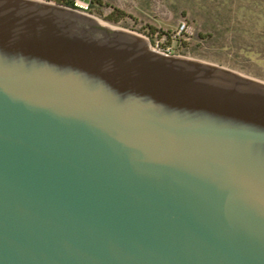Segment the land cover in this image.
I'll use <instances>...</instances> for the list:
<instances>
[{"label":"water","instance_id":"water-1","mask_svg":"<svg viewBox=\"0 0 264 264\" xmlns=\"http://www.w3.org/2000/svg\"><path fill=\"white\" fill-rule=\"evenodd\" d=\"M0 264H264V82L0 0Z\"/></svg>","mask_w":264,"mask_h":264},{"label":"rangeland","instance_id":"rangeland-1","mask_svg":"<svg viewBox=\"0 0 264 264\" xmlns=\"http://www.w3.org/2000/svg\"><path fill=\"white\" fill-rule=\"evenodd\" d=\"M74 5L143 36L161 52L264 82V21L259 20L264 0H74Z\"/></svg>","mask_w":264,"mask_h":264},{"label":"trees","instance_id":"trees-1","mask_svg":"<svg viewBox=\"0 0 264 264\" xmlns=\"http://www.w3.org/2000/svg\"><path fill=\"white\" fill-rule=\"evenodd\" d=\"M51 1V0H49ZM56 3H59V4H62V5H65V6H69V7H72V8H77L75 5H74V0H52ZM90 3H92V0H90ZM259 20L261 21H264V17L261 16L259 18Z\"/></svg>","mask_w":264,"mask_h":264},{"label":"bare ground","instance_id":"bare-ground-1","mask_svg":"<svg viewBox=\"0 0 264 264\" xmlns=\"http://www.w3.org/2000/svg\"><path fill=\"white\" fill-rule=\"evenodd\" d=\"M96 19V18H95ZM97 22H99L100 24H103V25H106V26H109V27H113V28H117V27H114V26H111V25H108L107 23L101 21V20H98L96 19ZM102 22V23H101Z\"/></svg>","mask_w":264,"mask_h":264},{"label":"built area","instance_id":"built-area-1","mask_svg":"<svg viewBox=\"0 0 264 264\" xmlns=\"http://www.w3.org/2000/svg\"><path fill=\"white\" fill-rule=\"evenodd\" d=\"M77 5V4H76Z\"/></svg>","mask_w":264,"mask_h":264}]
</instances>
